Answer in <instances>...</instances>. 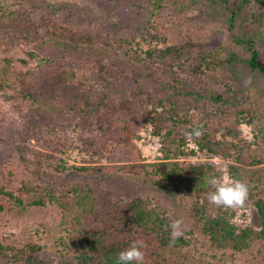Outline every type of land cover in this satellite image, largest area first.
<instances>
[{
    "label": "trees",
    "instance_id": "trees-1",
    "mask_svg": "<svg viewBox=\"0 0 264 264\" xmlns=\"http://www.w3.org/2000/svg\"><path fill=\"white\" fill-rule=\"evenodd\" d=\"M61 2L0 0V100L23 127L61 109L73 130L99 135L80 138L79 151L90 158L84 166L68 167L66 144L50 140L41 142L47 150L20 146L17 157L0 163V264H116L134 241L144 244L143 264H264V152L242 129L264 128V101L240 87L236 71L264 75V0L208 1L213 12L220 5L227 12L243 55L209 46L193 30L194 39L150 49L145 59L120 31L101 37V28L58 22ZM166 7L165 0L146 7L151 16L139 26L141 41L166 43L171 28L160 15ZM49 41L58 51L47 58L40 48ZM89 68L91 75L80 79ZM137 82L139 89L129 88ZM8 118L0 106V138L14 122ZM201 126L202 136L186 138ZM147 129L161 138L167 165L100 162L109 144L133 147ZM191 143L200 153L232 160L229 175L248 184L246 202L257 210L259 228L237 225L236 208L209 203L207 179L222 173L190 160L197 155L186 150ZM71 171L91 179L65 188L61 177ZM118 175H133L157 192L120 200L107 181ZM25 211L47 216L23 227L18 214ZM177 219L183 234L174 238L170 225Z\"/></svg>",
    "mask_w": 264,
    "mask_h": 264
},
{
    "label": "rangeland",
    "instance_id": "rangeland-1",
    "mask_svg": "<svg viewBox=\"0 0 264 264\" xmlns=\"http://www.w3.org/2000/svg\"><path fill=\"white\" fill-rule=\"evenodd\" d=\"M152 1L153 0H62L60 4L56 5L59 7L56 17L57 21L60 23L64 20H77V25L69 24V26L83 28L85 25H88L96 30L101 28L103 30L99 29L98 31L101 37H106L108 33L114 34L120 31L121 35L134 39L133 49L137 50L142 55L143 59L146 58V52L150 49H164L167 46L182 45L189 41V39H194V37L191 36L193 30L204 33L203 36L207 37L209 46L219 47L225 45V47L231 51L235 50L241 55L245 54L243 50L236 46L234 38L228 30L229 23L227 12L224 11L221 5L218 7V13H216L217 10L215 9L213 12V9L210 10L207 6L209 0H165L167 7L161 11L160 15L169 23L171 28L166 43H147L141 41V34L138 29L139 26L151 16V14H147L145 10ZM86 6L94 10L86 14L84 10ZM65 7H67L68 10H66ZM235 33H239L237 29H235ZM57 51L56 45H54L52 41L47 42L44 47L40 48L41 55L47 58L54 56V53ZM0 53L3 54L4 51L0 50ZM236 71L240 77V87L251 91L252 95L261 94L264 101V75H252L247 71L242 73L240 67H237ZM78 74L80 79H83V77L91 75V69L89 68L88 71H82ZM135 76L138 79L140 78L138 73H136ZM139 85V82H137L136 85L132 84L129 88L134 89L137 87L139 89ZM253 85L255 90L252 92L251 88ZM256 89H258V91H256ZM145 94H150V91H145ZM0 106L4 108L6 115H9L10 118L8 119L14 121L2 132V137L0 138V163L11 157H17L18 147L20 146L27 145L37 150H47L41 146L43 140L54 141V143L63 142L66 144L67 148L65 151L67 155L65 156V161L68 167L84 166L86 165V161L90 159L89 156L83 155L79 151L81 145L80 138H85L87 136L94 137L99 135V132L97 131L93 133V135L87 132H76L70 125L71 116L61 109L49 110L48 117L40 120L35 126L23 127L21 124L22 122L19 121L20 119L15 117L16 114L11 116V107L9 104L0 100ZM242 129L244 137L252 142L259 152H264V128L260 130L258 125H244ZM138 137L139 138L134 141L133 147L120 148L109 144L110 148L100 162L102 164H146L149 165V169H151L150 166L153 165L168 164L163 153L161 138L154 136L151 129L141 130ZM187 149L189 151H197V155L190 158L194 163H211L222 175H229L228 169L232 160L216 157L205 152L200 153L194 143L189 144L186 150ZM173 163L174 160L170 164ZM17 170L21 174L24 173L20 165L17 166ZM90 179L91 177L89 176L71 171L61 177V184L65 186V188H69L74 184L87 183ZM107 181L112 184L114 194L117 195L120 200H132L138 195H147L157 192V188H154L133 175H118L116 178L108 179ZM167 201L174 210H178L169 198ZM236 211L237 214L234 217V222L237 225L260 227L259 215L251 202H246L243 207L236 208ZM46 214V212L41 211H25L18 214V217L21 218L23 227H29L38 224L39 218L46 217Z\"/></svg>",
    "mask_w": 264,
    "mask_h": 264
},
{
    "label": "clouds",
    "instance_id": "clouds-1",
    "mask_svg": "<svg viewBox=\"0 0 264 264\" xmlns=\"http://www.w3.org/2000/svg\"><path fill=\"white\" fill-rule=\"evenodd\" d=\"M202 135V126L201 128L185 133L186 138L199 137ZM207 184L212 189L207 193V199L210 204L216 207L225 209L241 208L248 199V184L239 179H234L227 174L220 177L211 176L207 179ZM182 225V219L172 221L170 227L174 238L183 234ZM143 247L144 244L142 241H134L129 248L119 252L116 264H143L144 252L141 250Z\"/></svg>",
    "mask_w": 264,
    "mask_h": 264
}]
</instances>
